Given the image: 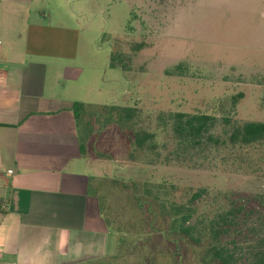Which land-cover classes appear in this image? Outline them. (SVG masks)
<instances>
[{"label": "rangeland", "instance_id": "obj_1", "mask_svg": "<svg viewBox=\"0 0 264 264\" xmlns=\"http://www.w3.org/2000/svg\"><path fill=\"white\" fill-rule=\"evenodd\" d=\"M41 1L34 11L54 23H81L80 83L94 89L81 97L136 108V130L156 134L159 157L150 158L157 164L132 166L121 155L127 133L117 125L95 124V135L104 131L99 148L116 152V160H106L112 175L161 184L164 199L187 201L204 190L189 223L200 232L196 237L215 211L242 206L237 226L220 246L234 255L235 264H252L264 251V144L241 152L208 141L177 158L160 120L170 113L210 115L217 137L225 119L264 122V0ZM107 216L115 227L126 216L130 220L121 197L112 198ZM164 226L166 242L155 232H133L130 238L114 232L112 255L86 264H204L205 238L195 245Z\"/></svg>", "mask_w": 264, "mask_h": 264}, {"label": "crops", "instance_id": "obj_2", "mask_svg": "<svg viewBox=\"0 0 264 264\" xmlns=\"http://www.w3.org/2000/svg\"><path fill=\"white\" fill-rule=\"evenodd\" d=\"M35 1L0 0V264L100 262L116 234L96 191L119 177L82 154L72 108L106 104L81 97L94 90L80 83L81 23Z\"/></svg>", "mask_w": 264, "mask_h": 264}, {"label": "trees", "instance_id": "obj_3", "mask_svg": "<svg viewBox=\"0 0 264 264\" xmlns=\"http://www.w3.org/2000/svg\"><path fill=\"white\" fill-rule=\"evenodd\" d=\"M117 65L115 62L111 63V67H117ZM72 111L79 130L82 154L88 153L99 160H116V152L110 155L99 148V145L104 143L102 141L104 131L95 135L94 126L99 124L104 129L108 125H117L128 136L126 146L123 145L124 154H121L126 161L128 160V165L153 166L157 164L155 159L150 158V155L154 158L159 157L156 134L142 129L136 130L138 117L136 108L119 105H86L76 102ZM161 118L162 125L160 126L163 129L166 128V131L171 134L177 158L181 155H191L192 152L200 150L208 141L215 145L237 148L241 152L264 144V122L240 123L225 119L222 132L217 137L211 134L216 125V118L213 116L170 113ZM154 139L155 142H153ZM163 189L161 184H148L138 180L125 181L113 178L109 182L106 180L104 185L100 183L96 193L106 225L113 232L120 234L125 232L124 235L128 238L131 235L136 236L133 232L139 234L138 236L160 233L165 242L169 240L166 235L167 231L164 229V225H167V230L171 234L181 235L192 244L198 245L204 238L206 239L207 247L202 256L204 264H235L234 255L229 254L220 246V240L229 235L237 226L236 219L240 217L244 208L240 206L227 211H215L207 219L205 233L196 237L195 233L200 234V232H195L194 226L189 223L197 212L194 205L203 197L204 190L194 191L189 200L180 201L173 197L164 199L160 194ZM117 196L124 200L130 220H126V216L125 221L115 227L107 216V212L110 214L112 198ZM121 211L122 215L127 213L124 210ZM131 219L135 220L134 223H131ZM118 253L119 251L116 254ZM252 264H264V251L254 256Z\"/></svg>", "mask_w": 264, "mask_h": 264}, {"label": "built area", "instance_id": "obj_4", "mask_svg": "<svg viewBox=\"0 0 264 264\" xmlns=\"http://www.w3.org/2000/svg\"><path fill=\"white\" fill-rule=\"evenodd\" d=\"M9 174H10V172H9Z\"/></svg>", "mask_w": 264, "mask_h": 264}]
</instances>
